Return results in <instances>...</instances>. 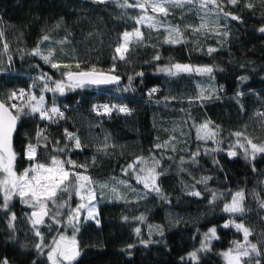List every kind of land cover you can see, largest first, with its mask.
Instances as JSON below:
<instances>
[{"label": "trees", "instance_id": "16d2710c", "mask_svg": "<svg viewBox=\"0 0 264 264\" xmlns=\"http://www.w3.org/2000/svg\"><path fill=\"white\" fill-rule=\"evenodd\" d=\"M217 3L168 5L166 16L149 7L155 27L141 26V39L120 59L116 48L123 33L137 30L141 16L138 8L123 7L125 0H0L1 102L27 111V97L43 95L46 109L63 113L51 120L38 113L20 116L14 169L21 173L32 163L71 160L76 167L64 165L69 179L74 182L81 174L93 187L96 214L81 222L76 235L80 256L72 264H223L222 252L245 240L241 232L223 227L230 221L244 225L248 242L263 247L264 153L251 158L235 145L251 140L264 146V32L259 31L264 2ZM176 64L212 71H161ZM92 68L118 76L121 84L65 87L62 95L45 88L61 80L69 84L65 73ZM13 92L17 98L9 100ZM102 104L117 108L110 115L93 110ZM120 106L129 112H119ZM205 125L213 139L201 135ZM67 133L79 138L80 148ZM29 144L36 147L31 161L25 156ZM136 161L155 167L159 193L136 183L131 172L125 174ZM238 192L244 211H224ZM3 198L0 190V205ZM63 198L59 194L57 202ZM30 212L18 197L9 201L8 211L0 207V261L50 264L45 248L56 227H33ZM211 228L218 238L201 251L203 234ZM193 252L196 259L190 257ZM258 260L264 264V252Z\"/></svg>", "mask_w": 264, "mask_h": 264}, {"label": "snow or ice", "instance_id": "6c2138e0", "mask_svg": "<svg viewBox=\"0 0 264 264\" xmlns=\"http://www.w3.org/2000/svg\"><path fill=\"white\" fill-rule=\"evenodd\" d=\"M95 3H106L107 0H94ZM193 0H135L134 3H128L127 0H125V4L122 5L123 7H136L140 8L142 10H147L148 7L151 8L153 12L162 13L163 15H168L169 9L168 5H172L175 7H182L184 3H192ZM228 3H231L233 5L237 4L239 0H227ZM264 2V0H262ZM201 3L204 7H207L209 4L215 5L216 7H219V4L217 3V0H201ZM247 7L251 8L253 5L251 3L246 5ZM222 11V9H221ZM225 16H231V19L238 20L239 17L232 15L231 13H225ZM145 19L148 21H151L152 17H141L137 20V23H142ZM149 27H155L154 24L149 23ZM178 31V29H177ZM260 32H264V27H261L259 29ZM135 35V37L140 38L142 37V33L137 29L135 33H129L125 32L123 33V41L124 43L121 44L119 47L116 48L117 53H121L120 59H124L123 52L127 51L126 45L129 43V37ZM0 36H3V33L0 32ZM45 40L48 39L47 36L44 37ZM174 42V41H169ZM7 48V44L4 46ZM215 49H209V52L214 51ZM34 54L39 55V50H37ZM52 55V53H49V56H44L43 59L45 62H49V57ZM115 59V57H113ZM155 59H159V56L155 57ZM53 68H58L59 65L56 63H52L51 65ZM67 67V65H65ZM77 67H79V64H77ZM177 72L180 71H190L191 69L187 65H180L176 64L173 66ZM114 71V68L110 70ZM161 71H167L170 75H175L176 73L172 72L171 69H161ZM197 71L201 72H211V68H204V69H197ZM68 80L71 82L67 85H65L64 81H58L54 82L55 87L54 88H48L47 85H45V88L49 91L53 92H59L60 94L64 93L65 87L68 88H77V87H83L85 84L90 85H106V84H112V83H118L119 77L111 74H106L103 72H97L95 68H92L90 71H81L77 73H65ZM142 75V73L140 74ZM131 77H129V80L131 81ZM246 79V78H241ZM156 91L155 88H153L150 92L154 93ZM20 98H24L25 93L24 90L21 89L19 91ZM17 98V93L13 92L8 97L9 100H13ZM27 111H25L23 108L19 107L17 104H11L6 106L5 103L0 102V173L5 174L4 178L0 180V188L4 189V198H3V204L0 205L5 211H8L9 209V201L11 200L13 195H18L21 199V202L24 204H27L29 207L33 209H38L37 211H33L31 214V223L33 227H36L37 225L44 223V217L49 216V210L48 205L56 204L57 199L59 198L58 194L62 192L68 191V186L65 185V181L69 180L70 171L66 170L64 167L65 164L72 165L73 167H76V165L73 163V161H60L55 158L52 159V166L46 167L43 164H38L35 167H30L25 169L21 174H17L14 170V162L16 160V153L13 151L12 148V134L16 130V124L17 121L20 119L21 115H34L39 114L40 119H49L51 120L54 115L63 116V113L59 111L58 108L52 107L51 109H46L44 107V96L41 95L39 99L35 95H30L27 97V103H26ZM117 106H109L107 104L101 105V106H94V111H97L98 114H100L101 109L103 114L110 115L113 109H116ZM12 109L15 110V114L13 113ZM119 112H129V109L126 106H120L118 108ZM206 127V125H205ZM236 136H241L242 133H235ZM67 137L70 140L75 141V145L77 148L81 147L80 140L77 136H75L72 133H67ZM247 143L251 146L253 158H255V153H264V146H258L257 144L252 143L251 140H248ZM243 147V145H241ZM159 147V145H158ZM60 151H63V149H60ZM247 151V149H246ZM36 154V147L32 144H29L27 146V159L28 160H34ZM230 156H234V152H229ZM129 167H132L131 165ZM31 174V175H30ZM151 175V173H150ZM76 180H83V181H89L90 178L87 176H75ZM207 179V178H205ZM152 180V190L156 191L157 193L160 192L159 187L155 184L156 177L154 175H151ZM43 181V182H42ZM144 186L147 188L149 187V183L145 181ZM81 188H84L83 184H80L76 189V194L79 195V190ZM193 196H199L198 192H192L190 193ZM89 195V203H91V199L94 198L93 193L90 191L88 193ZM239 198V199H237ZM81 199H84V197H81ZM243 200V193L238 192L233 197V201L231 205H225L224 211L230 212V213H242L244 209L241 206V202ZM264 206V205H262ZM87 207L88 210V217L93 218V212L95 211L94 207H88L85 204H80L76 209L73 210V213L71 214V218L69 219V224L72 223L73 219L77 218V215L80 213L81 209H84ZM59 215V213H57ZM12 220H15V215L13 214L11 216ZM143 219V217H141ZM98 223V221H97ZM12 226L11 223L9 225ZM230 226L229 223H225L223 225L224 228H228ZM75 227V226H73ZM235 227L237 230H243L244 232V239L247 241L248 236L250 235L249 229L244 227L242 224H235ZM75 231H79L78 228H75ZM137 233H139L140 229H136ZM209 234H206V239L210 238H218L216 237V229L212 228L209 230ZM162 234V233H161ZM35 235L37 237L41 238V243L43 242V237L41 236V233L39 230L35 232ZM54 245L53 247H50L47 258L51 262V264H71V262L76 258V256L79 255V251L77 250V242L75 240V236L71 238V240H68L65 236L61 235L58 240L54 239ZM203 247V245H202ZM243 246L238 244L236 245V249H229L228 252L223 253L225 258L228 260V264H242V257H249L250 252L248 249H244L241 251L240 249ZM36 248L40 249L41 244H36ZM250 248L252 252H256L257 255H259V252L257 250V246L255 244H250ZM235 252V254H233ZM190 257L192 259H196V253L193 252L190 254ZM0 264H8L7 259H4L3 261H0Z\"/></svg>", "mask_w": 264, "mask_h": 264}, {"label": "rangeland", "instance_id": "374dc122", "mask_svg": "<svg viewBox=\"0 0 264 264\" xmlns=\"http://www.w3.org/2000/svg\"><path fill=\"white\" fill-rule=\"evenodd\" d=\"M129 1L135 2V0H129ZM141 2H143V0H141ZM138 9L140 10V13H141L140 18L142 16L143 17H152L153 18V16H152L153 14L149 11V7L147 8L146 11L142 10L140 8H138ZM153 19L151 21H148L147 19H145L142 23H139V24L137 23L139 31H140V27L141 26H148L149 23L155 24V20H153ZM137 20H136V22H137ZM135 31L129 32V33H133L134 34ZM170 32L172 33V31H170ZM176 32H178V31L176 30ZM139 39H141V37L137 38V37H135V35L130 36L129 37V43L126 45L127 49H128V47L131 45V43L133 41L139 40ZM123 43H124V41H123V36H122L121 44H123ZM124 53L125 52H123V55H124ZM117 54L120 57L121 53H117ZM189 68L191 70L188 71V72H191V73H194V74H198V73L207 74L208 73V72L197 71V69H204V68H196V67H189ZM171 71L174 72V73H178L175 68H172ZM165 72H167V71H165ZM180 72H186V71H180ZM64 92H65V90H64ZM57 93L59 95H62L59 92H57ZM46 104H47V101L44 99V106ZM200 132H201V135L204 138L213 139V137H214V133L207 126L206 127L205 126L201 127L200 128ZM241 145H243V147ZM235 147H239L242 150H246L247 149L248 154L251 156V158H253L251 146L247 142H245L243 140H239V142L236 143ZM257 154H259V153H255V156ZM25 156L27 158V149H26V152H25ZM36 165H38V164L32 163L27 168L35 167ZM131 166L132 167H129V170H127L125 172V174H127V172H131V174L135 178L136 183L141 185L143 188H145V189H147L149 191H152L151 175H154L156 177V179H157V173L155 171V167L153 165H147L145 162H141V161H136ZM46 167H51V166H46ZM16 173L19 175L22 172L21 173L16 172ZM150 173H151V175H150ZM4 175L5 174L0 173V180H2L4 178ZM78 175L83 176L81 174H78ZM145 181H147L149 183V187H147V188L144 186ZM80 184H83L84 188H81L79 190V195H77L76 194V189H77V187ZM155 184H156V180H155ZM65 185L68 186V191L59 193L60 195H62L64 197L63 199L65 201L62 200L61 203L56 202V204L49 203V205H48L49 221H51V222H49V224H46V223L42 224V226H45L48 229L49 228L52 229L51 227L54 228V226H55L56 227L55 229L57 230V233L53 235V237L50 239L49 245L45 248L46 256H47V253H48L50 247L55 246L54 245V239L58 240L59 237L61 235H63L66 238H68V240H71V238L74 235L75 236V240H76V235H77L78 231H75V228L79 229V227L81 225V222H86V221L94 219V216H93V218H89L88 217V210H87V207H86L84 209H81L80 213L77 215V218L73 219L72 223L69 224V219L71 218V214L73 213L74 209H76L80 204H85L88 207H94L95 214H96V203L94 202V198H92L91 199V203H89V199L90 198H89L88 193L91 191L93 193V195H94L93 187H92V185H91V183L89 181H83V180H76L75 179L74 182H72L71 179H69L68 181H65ZM0 190H1L2 194H3V196H4V189L0 188ZM59 194H58V196H59ZM13 197H18L20 199V197L18 195H13L12 198ZM81 197H84V199H81ZM237 199H239V198H237ZM20 202H21V199H20ZM231 203L228 204V205H231ZM21 204H22V206L24 208L30 209L31 211H37L38 210V209H33V208L29 207L27 204H24L22 202H21ZM262 205H264V202L261 204V208L264 210V206H262ZM67 209H69V212L65 211ZM57 213H59V215H57ZM93 214H94V212H93ZM229 224H230L229 227H232L235 230H237L236 227H235V224H237V223L230 221ZM73 226H75V227H73ZM237 231L241 232L243 237H244V232H243L242 229L241 230H237ZM206 234H209V236H210L209 231L206 232L205 234H203L202 244H201V247H200L201 251L207 250L210 247V239H212V238L206 239ZM238 244L243 246L240 249L241 251H243L246 248L250 252V256L249 257H242V264H260V260H258V257L262 254V252H264V245L261 248H258V245H256L257 246V250L259 252V255H257L256 252H252L251 251L250 244H253V243L248 242V240L247 241L243 240L242 243H238ZM202 245H203V247H202ZM236 245H237V243L233 244V246L231 248H229V249L235 250L236 249ZM229 249H227L226 251L222 252V254H221L223 264H228V260L225 258L223 253L228 252ZM233 254H235V252ZM49 263L51 264L50 261H49Z\"/></svg>", "mask_w": 264, "mask_h": 264}, {"label": "water", "instance_id": "95a60500", "mask_svg": "<svg viewBox=\"0 0 264 264\" xmlns=\"http://www.w3.org/2000/svg\"><path fill=\"white\" fill-rule=\"evenodd\" d=\"M103 73H106V72H103ZM74 74H75V73H74ZM106 74H111V73H106ZM111 75H113V74H111ZM66 81H67L68 83H71V82L68 80L67 76H66ZM120 84H121V79L119 78L118 83H112V84H106V85H99V86H97V85L85 84L83 87H79V88H107V87H115V86H118V85H120ZM0 102H1V100H0ZM16 129H17V124H16ZM15 132H16V130H15V131L13 132V134H12V148H13V140H14V137H15ZM15 161H16V160H15ZM14 166H15V162H14ZM32 212H33V211L30 212V217H31ZM48 218H49V216H45V217H44V223L48 220ZM41 226H42V224L37 225L35 228H39V227H41ZM77 250L79 251V255L76 256V258L71 262V264L74 263V262L79 258V256H80V248H79L78 245H77ZM65 264H67V262H65Z\"/></svg>", "mask_w": 264, "mask_h": 264}, {"label": "built area", "instance_id": "2783aa9c", "mask_svg": "<svg viewBox=\"0 0 264 264\" xmlns=\"http://www.w3.org/2000/svg\"><path fill=\"white\" fill-rule=\"evenodd\" d=\"M152 94H154V93H152ZM102 105H105V104H102ZM100 106H101V105H100ZM96 112H97V111H96ZM100 113H103V112H102V109H101V112H100Z\"/></svg>", "mask_w": 264, "mask_h": 264}, {"label": "bare ground", "instance_id": "6f19581e", "mask_svg": "<svg viewBox=\"0 0 264 264\" xmlns=\"http://www.w3.org/2000/svg\"><path fill=\"white\" fill-rule=\"evenodd\" d=\"M16 162V161H15Z\"/></svg>", "mask_w": 264, "mask_h": 264}]
</instances>
